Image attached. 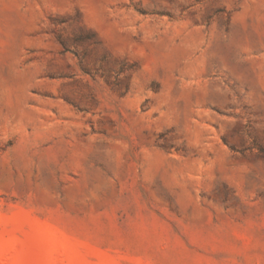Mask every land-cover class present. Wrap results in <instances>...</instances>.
<instances>
[{"label": "rangeland", "instance_id": "obj_1", "mask_svg": "<svg viewBox=\"0 0 264 264\" xmlns=\"http://www.w3.org/2000/svg\"><path fill=\"white\" fill-rule=\"evenodd\" d=\"M0 264H264V0H0Z\"/></svg>", "mask_w": 264, "mask_h": 264}]
</instances>
